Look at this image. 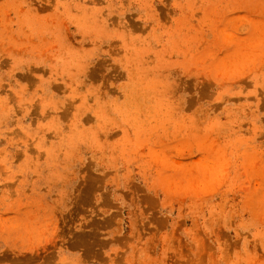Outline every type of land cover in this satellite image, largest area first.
Segmentation results:
<instances>
[{"label": "rangeland", "instance_id": "1", "mask_svg": "<svg viewBox=\"0 0 264 264\" xmlns=\"http://www.w3.org/2000/svg\"><path fill=\"white\" fill-rule=\"evenodd\" d=\"M0 264H264V0H0Z\"/></svg>", "mask_w": 264, "mask_h": 264}]
</instances>
